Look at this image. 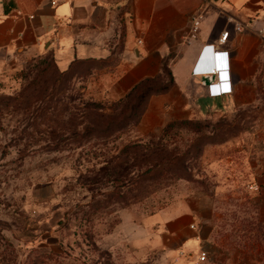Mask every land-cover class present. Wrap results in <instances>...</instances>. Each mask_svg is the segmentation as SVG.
<instances>
[{"label":"rangeland","instance_id":"rangeland-1","mask_svg":"<svg viewBox=\"0 0 264 264\" xmlns=\"http://www.w3.org/2000/svg\"><path fill=\"white\" fill-rule=\"evenodd\" d=\"M102 69L76 65L64 75L46 55L0 70V264H160V229L149 220L180 206L205 217L216 263L264 264L263 175L240 171L259 160L251 136L264 130L263 107L147 134L137 131L139 112L121 130L114 121L92 135L88 118L71 135L75 109L96 104L110 120L118 115L119 100L96 92ZM138 142L176 159L138 183L129 171L115 183V157Z\"/></svg>","mask_w":264,"mask_h":264},{"label":"crops","instance_id":"crops-1","mask_svg":"<svg viewBox=\"0 0 264 264\" xmlns=\"http://www.w3.org/2000/svg\"><path fill=\"white\" fill-rule=\"evenodd\" d=\"M194 18L199 30L187 42ZM262 28L264 0H0V70L13 59L46 55L62 74L101 65L96 92L115 101L146 79L169 77L168 90L145 100L137 131L147 134L217 111L264 109ZM204 45L228 52L229 95L209 97L201 78L191 75ZM251 137L259 160L240 171L263 175L257 184L264 200V130ZM204 218L183 206L151 217L160 229L153 243L164 252L160 264H218L205 245Z\"/></svg>","mask_w":264,"mask_h":264},{"label":"trees","instance_id":"trees-1","mask_svg":"<svg viewBox=\"0 0 264 264\" xmlns=\"http://www.w3.org/2000/svg\"><path fill=\"white\" fill-rule=\"evenodd\" d=\"M65 74L67 73H64V75ZM162 80L164 81V84L158 85L157 82ZM170 86L171 82L169 77L164 79H146L142 81L129 94H127L124 98H122L115 104V111H118V115L113 120H110L107 115L102 113V109H99L100 111L97 112L96 104L85 105L82 111L75 109L72 114L73 124L71 125V128L69 130L70 134L76 135V129L81 126L82 121L88 118V126L85 129V133L87 135H92L94 133H97V131L109 130L110 128H112L114 121L116 123V130H121L123 124L136 116L137 112H139V115L137 114V120L139 122L147 97L153 94L162 93L168 90ZM131 98V102H128V100ZM171 126V124H167V128H170ZM128 149H130L129 152H125V150H122L118 155L119 157H115L114 181L115 183L118 182L122 185L125 184L127 171H129L130 173L132 172L133 174L131 180L134 178L133 182L138 183L141 178L145 176H149L150 178L152 174H154V172L160 169L164 164L173 163L176 159V156H173L172 154L170 156L167 155L163 147L159 144L141 145L138 142L133 143L128 147ZM112 161L114 160H111V163ZM108 164L110 163L108 162L107 165ZM94 181L97 182L96 180Z\"/></svg>","mask_w":264,"mask_h":264},{"label":"built area","instance_id":"built-area-1","mask_svg":"<svg viewBox=\"0 0 264 264\" xmlns=\"http://www.w3.org/2000/svg\"><path fill=\"white\" fill-rule=\"evenodd\" d=\"M199 30V19L194 18L191 21L189 37L187 42L193 40ZM236 32H241L240 27L235 28ZM259 35H264V28L258 31ZM229 33L225 32L220 35L218 40L220 45H224ZM228 52L219 50L214 45H204L201 47L198 58L192 70L193 77L213 76L214 82L207 88L209 97L216 98L224 95H229L231 86L228 79ZM193 229V226H190ZM207 258L206 253L202 252L199 255V261L204 262Z\"/></svg>","mask_w":264,"mask_h":264},{"label":"water","instance_id":"water-1","mask_svg":"<svg viewBox=\"0 0 264 264\" xmlns=\"http://www.w3.org/2000/svg\"><path fill=\"white\" fill-rule=\"evenodd\" d=\"M215 78L213 76H203L201 77V84L204 87H208L210 84H212L214 82Z\"/></svg>","mask_w":264,"mask_h":264}]
</instances>
